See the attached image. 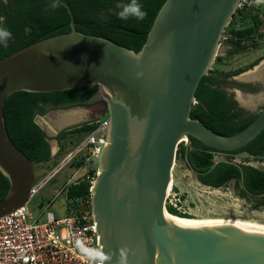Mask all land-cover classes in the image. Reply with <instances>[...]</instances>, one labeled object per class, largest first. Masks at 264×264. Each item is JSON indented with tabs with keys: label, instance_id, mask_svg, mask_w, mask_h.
Masks as SVG:
<instances>
[{
	"label": "water",
	"instance_id": "95a60500",
	"mask_svg": "<svg viewBox=\"0 0 264 264\" xmlns=\"http://www.w3.org/2000/svg\"><path fill=\"white\" fill-rule=\"evenodd\" d=\"M56 1L69 15L70 31L0 58V172L9 183L0 217L27 204L38 165L8 136L6 98L18 91L51 93L97 85L109 124L91 188V212L104 264H264V231L226 223H178L165 208L180 144L189 164L190 138L231 152L264 130V106L245 128L228 136L190 118L199 81L220 51L239 0H165L138 52L77 32L69 6ZM238 107L250 109L239 102ZM47 113L37 115L34 123L45 133L53 156L52 137L80 127L87 114L79 123L58 127L46 119ZM220 162L237 164L218 158L208 171L189 170L203 175ZM240 183L248 195L264 197L250 193L242 176Z\"/></svg>",
	"mask_w": 264,
	"mask_h": 264
},
{
	"label": "trees",
	"instance_id": "16d2710c",
	"mask_svg": "<svg viewBox=\"0 0 264 264\" xmlns=\"http://www.w3.org/2000/svg\"><path fill=\"white\" fill-rule=\"evenodd\" d=\"M62 1L71 10L77 32L105 38L138 52L165 0H139L142 9L146 12L145 18L143 20L129 18L126 21L117 17L116 5L127 3L128 0ZM53 3L56 4L55 8L52 7ZM252 8L236 11L232 18L235 15L244 17V14ZM0 18H2V26L7 27L12 33L6 43L0 44V58L40 39L70 31L69 15L56 0H0ZM252 21L255 27L261 25V20L257 16L252 17ZM226 33L232 44L239 43L251 34L250 31L232 27L227 28ZM261 37H264V31ZM220 60L221 57L216 58V62ZM228 74L212 69L204 75L199 81L195 92V103L190 111V118L200 121L213 132L225 136L239 132L255 118V115L245 114L243 110L237 108L235 101L223 89L222 86L226 83L225 77ZM97 93V85L51 93L23 91L12 93L6 98L3 107L5 127L10 140L33 163L48 162L51 159L50 146L45 133L34 123V118L37 115H45L51 109L86 106ZM97 123L98 120L84 123L80 127L61 132L57 138L65 140L68 135L77 134L78 137L70 140V143L75 141L78 144L96 127ZM241 153L251 158H264V130L245 146L231 152L216 151L190 138L187 159L196 171L205 172L210 168L216 154L228 155L227 159L230 160L231 156ZM176 155L184 163L183 143L178 147ZM241 176L245 188L250 193L255 195L264 193V170L248 165L220 162L206 174L198 175L197 179L202 185L213 189L225 187L233 181L238 196L248 202L251 208L260 209L264 206V197L248 195L241 187ZM8 187V180L0 172V200L5 197ZM88 189L89 183L81 182L69 188L67 197L73 198L87 194ZM165 208L171 215L189 218L172 205L166 204Z\"/></svg>",
	"mask_w": 264,
	"mask_h": 264
},
{
	"label": "built area",
	"instance_id": "2783aa9c",
	"mask_svg": "<svg viewBox=\"0 0 264 264\" xmlns=\"http://www.w3.org/2000/svg\"><path fill=\"white\" fill-rule=\"evenodd\" d=\"M261 4L264 0H239L236 11ZM227 37L224 31L220 42ZM108 124V117H100L96 127L64 155L60 165L46 179L35 182L31 190L29 200L61 167L78 157L80 165L74 168L67 182L52 198L54 201L64 195L62 217L49 210L52 201L47 206L42 204L36 217L26 210V204L0 217V264H104L91 212V188L97 174V169L93 170L91 166L107 144ZM81 182L89 183L88 193L68 198L69 188ZM172 191L171 187L166 201ZM168 204L176 208V204L170 201Z\"/></svg>",
	"mask_w": 264,
	"mask_h": 264
},
{
	"label": "rangeland",
	"instance_id": "374dc122",
	"mask_svg": "<svg viewBox=\"0 0 264 264\" xmlns=\"http://www.w3.org/2000/svg\"><path fill=\"white\" fill-rule=\"evenodd\" d=\"M246 13L247 14H244V17L235 15V17L229 21V23L231 22V25L229 26L228 24L226 28L232 27L241 30L244 29L247 32L250 31L251 35H253L254 37L255 35H259L255 37V42L257 41L258 44H260L259 46H257V48L259 47V49H255V51L253 52L248 51L250 49H247L239 55L222 57L223 60L218 61V64L220 63L221 65L219 67L217 65V68L223 74L231 73V71H234L235 69H242L243 72L241 73L243 76L244 74H246L244 70L248 68V64L256 57L264 54V39H262L261 37L264 31V4L253 7L252 10H249ZM254 16L259 17V19L261 20V25L258 27H255L253 24L252 17ZM245 44L249 45L250 41H246ZM221 53L222 48H220L219 51V54ZM213 63L217 64L215 60ZM212 68L215 69L216 66H213L212 64L210 70H212ZM228 90L230 92L232 90H235L237 93H239L237 91L238 87L235 86L229 87ZM229 95L231 96L233 94L229 93ZM100 99L101 96L99 93H97L88 105L80 108L87 114V119L83 123L94 121L102 116H104V118L107 117V115H104L103 113L100 114V111L98 112V110H100L102 107V101H99ZM71 110L65 111L69 112L71 116L67 114L68 116L65 117L66 115H63V113L61 112L57 114L58 118L60 116H63V120H65L70 117H72V119H76L77 117H79L78 112H75V108ZM54 113H56V110L47 113L46 116V119L52 124L54 123ZM50 114L52 115V117H50ZM39 122L46 128V125L42 121ZM77 137V134L68 135L65 140H63L62 146L59 150H57L54 139L55 137H52L53 139L51 140V143L53 144H51V148L54 155L51 156V159L48 162H43L36 166V183L42 182L60 165V161L62 158H64V155L67 152L72 151L76 146L75 141H73L72 145H70V140H75ZM227 157L228 155L216 154L214 160L218 158L227 159ZM77 158H75L71 163H68L61 167L27 202L25 208L32 216H38L40 213L38 206L40 204L47 206L50 201H52V198L67 182L69 177L72 175L74 168L78 166ZM231 158L232 159L230 160L234 161L237 164L248 165L257 169L264 170V158H251L246 156L245 153L231 156ZM97 164L98 160L94 159L91 168H96ZM171 174V187L173 191L168 198L169 200L167 199L166 204H168L169 201L172 204H176V209H178L181 213H185L186 215H188L189 218L184 219L200 221H210L215 219H237L242 221L254 222L257 224H264V206L260 209L251 208L248 202L238 196V192L233 186V181L229 182L225 187L218 189L204 186L197 180L195 175L186 168L184 163L179 158H177V155L175 157V163L173 165ZM63 204L64 195L61 194L58 198L52 201V204L48 208L49 210L54 212L56 216L62 217L64 214Z\"/></svg>",
	"mask_w": 264,
	"mask_h": 264
},
{
	"label": "flooded vegetation",
	"instance_id": "af4514ba",
	"mask_svg": "<svg viewBox=\"0 0 264 264\" xmlns=\"http://www.w3.org/2000/svg\"><path fill=\"white\" fill-rule=\"evenodd\" d=\"M232 20V18H231ZM227 29V28H226ZM238 30H241V29H238ZM244 30V29H243ZM226 32V30H225ZM259 35H255V37H257ZM248 38H244L242 39L239 43H234L232 44V42L230 41L229 39V36L227 37V39L223 42H221L220 44V47L219 48H222V53L217 55V57H221V60L222 61V57H228V56H231V55H239L240 53H242L243 51L247 50V49H250L248 51H255V49H259V47L257 48V46H259L260 44H258V42L256 41L255 42V37L253 35H249L247 36ZM262 39H264V37H262ZM246 41H250V44L247 45L245 44ZM216 57V58H217ZM216 58H215V61H216ZM264 60V54L256 57L253 61H251L249 64H248V68L244 70L245 73L247 72H251L254 70V67L255 66H258L259 63ZM216 66L215 69H217L218 71H220L218 68H217V65L218 67L221 65L220 63L217 64L216 63H213V66ZM213 69V68H212ZM214 70V69H213ZM221 72V71H220ZM242 69H235L234 71H231L230 74L226 75L225 77V84H223V89L227 92V94L229 95V93L233 94L231 95L232 99L235 101L236 103V106L237 108L243 110V112H245V114H251V115H255L262 109V107L264 106V69L263 71H261V77L259 78H254L253 80H240L241 76H242ZM263 73V74H262ZM237 78V79H235ZM238 87V90L239 93H237L235 90L233 91H229L228 88L229 87ZM237 89V88H236ZM237 94H240L244 97H260L259 101L253 106V107H249L250 109L248 111L238 107V102L239 100L237 99ZM230 96V95H229ZM238 100V101H237ZM240 103V102H239ZM241 105V104H240ZM242 106V105H241ZM244 107V106H243ZM247 108V107H245ZM49 111V110H48ZM100 111V114L103 113L105 114L106 113V105L104 102H102V107L100 110H98V112ZM63 113V112H62ZM58 114V113H57ZM58 118V117H57ZM35 119V118H34ZM64 117L63 116H60L58 118V121L61 122V120H63ZM98 120V119H96ZM94 120V121H96ZM92 122V121H91ZM87 123V122H86ZM84 124V123H83ZM63 132V131H61ZM61 132H58V134L56 136H54L55 140H56V146H57V150H59L62 146V143H63V140H59L57 137L58 135L61 133ZM70 145H72V143H70ZM180 146V145H179ZM178 146V147H179ZM189 147V146H188ZM178 150V149H177ZM186 157L184 156V165L186 166V168L189 170V167L191 166L190 163L187 164L186 163ZM189 162V161H188ZM192 167V166H191ZM193 168V167H192ZM195 177L197 178V175H195ZM198 180V179H197Z\"/></svg>",
	"mask_w": 264,
	"mask_h": 264
},
{
	"label": "bare ground",
	"instance_id": "6f19581e",
	"mask_svg": "<svg viewBox=\"0 0 264 264\" xmlns=\"http://www.w3.org/2000/svg\"><path fill=\"white\" fill-rule=\"evenodd\" d=\"M263 69H264V62L261 63L259 66L255 67L253 71L244 74L240 78H241V80L242 79H245V80H251L252 79L253 80L254 78H259V77H261V71H263ZM259 96L254 98V97H248V96L244 97L240 94H237V99L239 100V102L242 106L249 108V107H253L259 101V99H260ZM69 110H71V109H69ZM65 111H68V110L56 111V113H54V115H53V119H54L53 122L58 127H66L69 125H74L76 123L81 122L86 117L85 111H83L82 109H76L75 112H78L79 117L76 116L77 117L76 119H74V118L72 119V117H70L68 119L61 120V122L58 121L57 113L63 112V115H66L65 117H67L68 115L71 116L69 112H65ZM71 111H74V110H71ZM50 117H52V115ZM170 188H171V184H170L169 190H170ZM169 190H168V192H169ZM169 217L171 218V220H173L175 222L184 223V224H194V225H200V226H202V225L203 226H215L218 224L226 223V224L240 225V226H244V227H254V228H258V229L264 231V224H257L254 222L242 221V220H237V219H230V220L215 219V220H210V221H208V220L200 221V220L184 219V218L177 217L174 215H171Z\"/></svg>",
	"mask_w": 264,
	"mask_h": 264
},
{
	"label": "clouds",
	"instance_id": "9594fccd",
	"mask_svg": "<svg viewBox=\"0 0 264 264\" xmlns=\"http://www.w3.org/2000/svg\"><path fill=\"white\" fill-rule=\"evenodd\" d=\"M52 7L55 8L56 4L53 3ZM116 7L118 9L116 15L120 20L126 21L129 18L143 20L146 16V12L142 9L139 0H128L127 3H118ZM11 36L12 33L7 27L2 26V18H0V44L6 43Z\"/></svg>",
	"mask_w": 264,
	"mask_h": 264
},
{
	"label": "crops",
	"instance_id": "0c3cea01",
	"mask_svg": "<svg viewBox=\"0 0 264 264\" xmlns=\"http://www.w3.org/2000/svg\"><path fill=\"white\" fill-rule=\"evenodd\" d=\"M249 73V72H248Z\"/></svg>",
	"mask_w": 264,
	"mask_h": 264
}]
</instances>
